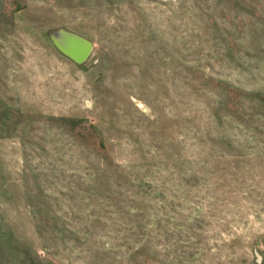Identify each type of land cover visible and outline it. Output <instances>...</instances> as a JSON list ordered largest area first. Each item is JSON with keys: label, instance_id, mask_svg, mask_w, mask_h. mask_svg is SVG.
Returning a JSON list of instances; mask_svg holds the SVG:
<instances>
[{"label": "rangeland", "instance_id": "obj_1", "mask_svg": "<svg viewBox=\"0 0 264 264\" xmlns=\"http://www.w3.org/2000/svg\"><path fill=\"white\" fill-rule=\"evenodd\" d=\"M0 264H264V0H0Z\"/></svg>", "mask_w": 264, "mask_h": 264}, {"label": "water", "instance_id": "obj_2", "mask_svg": "<svg viewBox=\"0 0 264 264\" xmlns=\"http://www.w3.org/2000/svg\"><path fill=\"white\" fill-rule=\"evenodd\" d=\"M51 39L63 54L77 63L83 62L91 50V45L88 40L64 29L53 31L51 33Z\"/></svg>", "mask_w": 264, "mask_h": 264}]
</instances>
